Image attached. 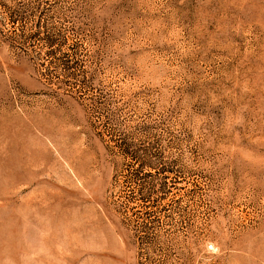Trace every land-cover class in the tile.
<instances>
[{
    "label": "rangeland",
    "instance_id": "rangeland-1",
    "mask_svg": "<svg viewBox=\"0 0 264 264\" xmlns=\"http://www.w3.org/2000/svg\"><path fill=\"white\" fill-rule=\"evenodd\" d=\"M0 264H264V0H0Z\"/></svg>",
    "mask_w": 264,
    "mask_h": 264
}]
</instances>
